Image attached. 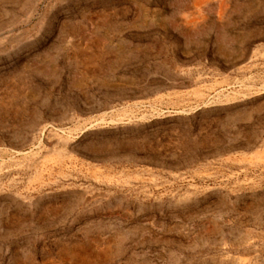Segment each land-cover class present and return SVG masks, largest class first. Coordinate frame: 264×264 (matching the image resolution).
Instances as JSON below:
<instances>
[{"label":"rangeland","instance_id":"1","mask_svg":"<svg viewBox=\"0 0 264 264\" xmlns=\"http://www.w3.org/2000/svg\"><path fill=\"white\" fill-rule=\"evenodd\" d=\"M0 264H264V0H0Z\"/></svg>","mask_w":264,"mask_h":264}]
</instances>
